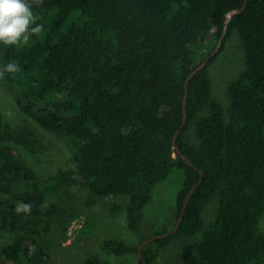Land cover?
I'll use <instances>...</instances> for the list:
<instances>
[{"label":"trees","instance_id":"trees-1","mask_svg":"<svg viewBox=\"0 0 264 264\" xmlns=\"http://www.w3.org/2000/svg\"><path fill=\"white\" fill-rule=\"evenodd\" d=\"M244 1L34 5L44 32L27 46L5 48L6 62L22 68L5 77L22 111L66 139L75 164L40 176L16 144L37 152L42 139L0 111V230L14 235L1 249L0 264H52L79 215L56 199L71 185L113 199V211L125 207L141 244L149 238L144 209L174 168L185 174L178 218L201 170L203 181L177 231L144 245L140 264H160L163 250L178 240L180 264H264V0H247L222 40L224 45L238 29L245 49L244 68L229 84L231 120L212 93L208 66L217 55L186 87L190 73L221 39L228 12ZM177 132L183 155L173 143ZM215 196L216 217L206 224L204 210ZM18 203L31 204V213L18 214ZM171 229L165 225L155 234ZM102 247L117 254L139 250L117 238L105 239ZM79 264L112 263L91 254Z\"/></svg>","mask_w":264,"mask_h":264},{"label":"rangeland","instance_id":"rangeland-1","mask_svg":"<svg viewBox=\"0 0 264 264\" xmlns=\"http://www.w3.org/2000/svg\"><path fill=\"white\" fill-rule=\"evenodd\" d=\"M5 48L6 46L0 44V64H7L4 57ZM215 55L216 58L208 66L213 86L212 93L222 104L225 120L229 122L232 110L229 84L245 64V49L238 29L231 32L226 43L224 45L222 43L218 54ZM0 111L14 126L32 129L42 139V145L37 152H31L16 144L23 158L40 176L46 178L59 169L74 166V151L66 139L42 127L22 111L6 77L0 79ZM188 132L191 141L196 142L192 130ZM184 179V170L174 168L165 180L157 184L153 199L144 209V235L150 238L156 235L158 228L165 225L169 228L174 227L179 215L177 196L183 187ZM216 197L218 196H215L204 210L206 224L214 222L211 220L216 217L218 208ZM56 199L60 200L62 209L67 207L79 215L73 218L64 245L53 252L52 264H79L91 254H97L112 264H140V255L137 251L117 254L102 247L103 241L108 238H117L128 244L140 246V236L130 229L125 207L113 211V199L95 196L84 185L68 186ZM260 230L264 232V217L260 222ZM13 238L11 232L0 230V255L2 247L11 243ZM182 244L183 242L178 240L168 245L163 250L159 263L180 264Z\"/></svg>","mask_w":264,"mask_h":264},{"label":"clouds","instance_id":"clouds-1","mask_svg":"<svg viewBox=\"0 0 264 264\" xmlns=\"http://www.w3.org/2000/svg\"><path fill=\"white\" fill-rule=\"evenodd\" d=\"M41 0H0V44L12 48H21L31 42L33 36L44 32V25L38 23L39 15L34 11V5ZM22 68L16 62L0 64V79L5 74H17ZM31 204L18 203L15 211L30 214Z\"/></svg>","mask_w":264,"mask_h":264},{"label":"water","instance_id":"water-1","mask_svg":"<svg viewBox=\"0 0 264 264\" xmlns=\"http://www.w3.org/2000/svg\"><path fill=\"white\" fill-rule=\"evenodd\" d=\"M246 6H247V0L244 1V5H243V7H241V8H234V9H232L231 11L228 12V14H227V19H226V25H225V28H224V33H223L221 39H220L219 42H218L219 45L215 47V48H217V49H215V51H213V55L211 54L210 56H207V57L202 61V63H201L200 65H198L197 67H195V68L193 69V71L190 73V75L188 76V78H187V80H186V87H188V84H189V81H190L191 77H192L196 72H198L200 69H202L204 66H206V64H207L208 61L211 59V57H213L216 53H218V51H219V49H220V47H221V45H222V43H223L222 40H223L225 34L227 33L228 26H229V22L231 21V19L233 18L234 15H236L237 13L242 12V11L246 8ZM186 96H187V94H186ZM184 105H185V106L187 105V101H186V99H185ZM186 119H187V114L185 113L184 123L186 122ZM178 134H179V132H177V133L175 134V136H174V138H173V143H174V146H175V148H176L177 153L183 155L181 149H180L179 146H178V142H177V136H178ZM189 162H190V164L193 165V163H192L190 160H189ZM201 173H202L201 179L198 181V183H197V184H196V185L190 190V192L188 193L187 198H186V200H185V202H184V205H183V208H182V212H181V214H180V217L178 218V220H177L176 224L174 225L173 229H171V230L168 231V232H164V233L156 234V235H154V236H152V237L146 239L145 241H143V242L140 244L138 252H139V255H140V257H141L142 259L144 258V256H143V252H142V249H143L144 245H146L147 243H149L151 240H154V239H157V238H163V237L168 236L169 234L174 233L175 231H177V229L179 228V225L181 224V222H182V220H183V218H184V215H185V212H186V209H187V206H188V202H189V199H190L192 193L196 190V188H197V187L201 184V182L203 181L204 171L201 170Z\"/></svg>","mask_w":264,"mask_h":264}]
</instances>
